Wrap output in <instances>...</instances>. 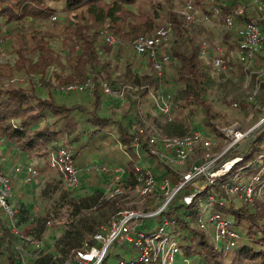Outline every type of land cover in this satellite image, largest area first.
<instances>
[{
	"label": "trees",
	"instance_id": "1",
	"mask_svg": "<svg viewBox=\"0 0 264 264\" xmlns=\"http://www.w3.org/2000/svg\"><path fill=\"white\" fill-rule=\"evenodd\" d=\"M56 1L58 0H0V25L13 20L29 19L35 15L49 17L57 10ZM64 1L65 8L60 14H71L69 19H65V27L69 29L66 38L69 37L67 41L72 42L71 45H67L68 54L71 56L63 64L64 67L59 69L62 74H56L55 69H50L51 77L57 80L60 75H63L57 80L58 84L81 83L92 74L102 72L106 74L109 79L107 82L109 81L108 84L113 89L127 88L124 102L115 98L118 102L125 104L126 108L119 114L118 112H109L103 117L99 116L98 107H100L102 93L99 92L98 84H95L93 94H90L88 102L92 108H89L86 104L68 105L56 101L45 87L47 94L42 96L40 92L36 93L39 86L34 81L29 82L30 87L26 90L8 88L0 83V136L16 145L21 151L42 147L44 154L47 153L48 148L76 141L78 148H73V157H75L77 149L88 147L90 143L97 140L102 141V138L111 133L112 129H116L118 137L114 139V142L122 144L120 149L123 152L134 154L138 158L150 156L159 163L158 158L150 153L149 136H146L145 131L142 130L144 126L148 125L147 127H149V124L152 123L148 121L150 120L148 115L149 111L155 110V108L150 102L139 113L135 109V104L137 98L140 101L145 97L150 99V93L162 91L164 86L151 72L148 65L146 66L148 69L143 68L139 71L125 63L122 71L116 74L112 62L100 57V54L106 55L107 53L104 50L106 45L99 37V34L101 35L99 28L103 25L121 41L131 39L132 42V39L139 34H150L154 18L158 16L157 10L151 8L153 12L149 16L136 5L138 0ZM225 1L227 4L229 2L232 4L236 0ZM228 5L221 9L219 21H221ZM200 7H205V3L203 2ZM167 20L171 25L172 33L167 48L170 60L164 81L168 82L171 87L172 114L176 106L187 108L190 112L199 109L204 114L203 124L216 130L211 121L213 112L207 100L208 90L214 89L218 94L219 91L225 89V83L228 80L226 74L236 77L237 75L241 77L249 75L252 77V82L256 81L261 85L264 76H259L257 71L264 65V48L255 55L254 63L248 69H243V64L236 57L225 59L226 63L236 64L238 70L236 72L232 69L224 70L218 75L212 71L207 57L201 55L199 51V41L205 36L213 43L218 37L214 28L205 29V26L185 20L178 12H168ZM218 44L225 45L228 50H234L236 38L229 31L222 35ZM73 46L76 48L72 53ZM37 47V57L43 64L40 67V72L44 74V66L48 68L56 56L49 50L46 53L50 58H42L39 45ZM46 53L44 54L46 55ZM57 62L54 61V64L57 65ZM60 63L58 62L59 65ZM168 70L171 71L169 77ZM249 70L254 72L249 74ZM119 82L120 84H118ZM157 116L161 120L163 119L158 112ZM153 122L167 134L175 132L176 135L181 136L191 132L186 131L183 120L172 118L171 121H166L163 125L155 117ZM89 125H95V127H88ZM85 133L87 139L80 141L79 138ZM61 137L65 138L62 142H60ZM235 157L238 159L227 172L216 178L217 183L209 186L208 191L199 202L184 204L182 196L190 189L182 188L164 208L161 215L148 218V223L142 230L151 233L161 229L160 233L174 237L178 241L179 250L185 258L201 256L204 264H220L219 256L221 255H226L224 261L229 264H264V198L258 200L255 208H251L248 204L230 199L221 186V184L231 186L249 183L260 189L261 194H264V123L251 131L242 146L229 150L225 155V158ZM135 164L136 162L130 159L126 165L122 166L125 168L123 181L126 187L129 185L135 187L138 183L137 177L144 172L145 168L135 170ZM149 169L152 172L155 171L152 168ZM163 172L155 173L156 177L159 175L162 177L165 174ZM210 194L213 197V202L208 205ZM75 203L72 202L74 207L71 214L72 219L80 213L81 209L94 208L97 213L94 217L80 215L76 220H71L72 225L63 230L61 235L54 240L53 253L44 249L34 250L14 236L7 227L1 225L0 255H5L4 264H21V254L31 249L34 252L31 264H66L71 250L81 247L85 242L92 243L91 235L101 231L100 228L108 224L107 222L112 216L111 218L106 217L103 210L108 208L111 214L117 210V200L106 198L99 189L81 198L77 204ZM16 205L18 209L17 224L25 231L27 228V233H31L32 237L41 239L46 227L44 218L34 217L22 203ZM207 206L210 210L227 217L237 232L236 244L228 252L224 253L220 247L214 246L213 248L209 239L196 226L195 216ZM111 247L123 248L127 253L129 252L126 259L119 258V260H125L127 264H156L142 262L139 259L138 250L129 242L119 243L118 238L110 244L101 264L107 258ZM214 250L219 256L208 262V255Z\"/></svg>",
	"mask_w": 264,
	"mask_h": 264
},
{
	"label": "rangeland",
	"instance_id": "2",
	"mask_svg": "<svg viewBox=\"0 0 264 264\" xmlns=\"http://www.w3.org/2000/svg\"><path fill=\"white\" fill-rule=\"evenodd\" d=\"M196 1L199 6L203 4V0ZM136 5L142 8L144 10L143 12L148 13L149 16H151L153 12V9L151 8L157 10L156 13H158V16L154 18V25L151 27L150 33H153L158 27L165 26L168 23V12H178L183 17L184 14H186L185 0H138ZM64 8V0L56 1L57 10H63ZM70 16V13L63 15L60 14L55 21L50 22L46 16L35 15L30 17L29 20L26 18V20H24L23 18V20L21 19L20 21L14 20L10 21L7 25H1L0 83L8 88H20L26 90L30 87L29 82L34 81L37 86H39L36 93L40 92L42 95L43 93H46V90H49L56 101L66 103L68 105L78 101L88 103L91 97L90 94H93V89L96 86L95 84L99 85L97 78L94 77V84L83 92L76 88L66 89L68 85H77L80 83L71 82L58 84L57 80H59V78L63 75H60L57 80H54L50 74V69H55L56 74H62L59 69L64 67L63 64H65L71 56L68 54L67 45H71L72 42L67 41L69 37L66 38V34L69 29L65 27V19H69ZM198 24L205 26V29H212L210 21ZM213 28L216 31L218 30V28ZM100 30H106L108 33H111L104 25L99 28V31ZM99 37L100 40H103L100 34ZM114 37L115 43L106 46L104 50L107 54H100V57L108 59L112 62L114 70L117 72L116 74H119L122 71L125 63L130 64L132 68L134 67V69H136L141 57L134 53L131 45V39L128 41H121L117 39L116 36ZM205 37L208 38L207 36ZM37 45H39V48L41 49L40 55L42 58H50L49 54L46 53V51L49 50L53 52L54 56H56L53 58V61L50 62V66L48 68L44 66V74L40 72V67L43 64L37 57ZM75 48L76 47L73 46L72 53L75 51ZM44 53H46V55ZM205 57H207L212 71L219 75L221 72H217L212 67L210 62L211 58L209 56ZM144 58L145 57H142V59ZM42 60L44 61L45 59ZM54 61L61 63L59 65L57 62L56 65L54 64ZM167 74L169 77L171 71L168 70ZM225 76L228 78L225 83V89L219 91L218 94L214 89L211 91L208 90L207 92V100L209 101L213 112L211 121L216 130L212 129L207 124H203L202 121L204 114L199 109L190 112L187 108H180L179 106H176L174 107L172 114V117L175 118V120L184 121L186 131L202 130L212 142L211 151L214 152H219L227 144V138L222 134L220 130L221 128L234 126L241 128L242 130H248L251 126L256 125L259 122L261 123V119H264L262 118L264 117V81H262L261 85H259L256 81L252 82L251 76L241 77L240 75H237L236 77L227 74ZM104 77L106 80H109L106 77V74H104ZM118 84H120V82ZM118 84H115V86H118ZM98 89L99 92L102 93L100 86ZM147 98L148 97L142 98V108L148 106L147 104L149 99ZM101 103L100 107H98V115L101 117L105 116V114L109 112H118L119 114L124 108H126L125 104L118 101H115L112 105L110 103L109 106L105 108L101 107ZM233 103H237L238 106L234 107ZM88 107L92 108L91 104ZM155 117L160 124L164 125L166 122L164 119L161 120V118L157 116L156 109L149 111L148 118L150 120L148 121L153 124L150 123L149 127H147L148 125L143 127L142 130L145 131L144 134L146 136H152L155 134L178 136L175 132H171L169 134L164 133L161 128L156 126L153 122ZM88 127H95V125H89ZM86 136V133L82 135L79 138L80 141L86 140ZM117 137V130L112 129V132L102 138V141L97 140L92 144L90 143L88 147H81L77 149L73 159L75 165L77 163L81 165V167L78 166L80 180L78 185L72 190H65L61 187L60 174H58L55 169L48 166L47 154L42 152V147H38L30 151H20V153L15 151L12 155L11 165L14 169L17 167L20 176L23 177L24 168L26 166H30L38 170L37 176L31 182L23 184L21 191L26 198L30 214H33L36 218H44L46 221V227L41 236L43 249L45 251H49L51 253L54 252V240L61 235L63 230L68 229L72 225L71 220H76V218H79L78 216L80 215L89 217L95 216L97 212L94 208L81 209L80 213L74 219H72L71 214L74 209L72 202H76L75 204H77L81 198L91 194L96 189L101 190L106 198L117 200L116 212L111 214L108 208L103 210L106 217L109 216L111 218L112 216V218H109L110 220L108 219V224L103 228V230L101 228L102 232H106V230L110 228L111 225L109 223H112L113 220L128 215L129 212L144 213L153 210L157 207V205L162 204V202H164L171 194V188H161V184L159 182L161 175L155 177L159 180L155 190L145 196H141L137 192L136 188L131 187L130 185L129 187H122L120 191L114 192L113 190L117 183V175L113 172V170L97 171L98 166L103 164L110 167L114 165L124 166L127 164L128 160L132 159L138 166H148L149 168L155 170L153 171L154 174L160 171H165L163 173H165L166 176L172 174L181 176L192 165L203 162L206 159L205 153L207 150L200 145H196L183 161L164 163L165 166L162 167L160 166L161 161L157 163L153 157L145 156L143 158H138L134 154H127L126 152H123L120 149L122 144L114 142V139ZM239 142L240 141L236 143ZM72 145L73 148H78V142L73 141ZM215 162H217V160ZM119 174L120 172H118V175ZM123 177H125L124 174L122 178ZM262 198H264V194L255 196L252 205L249 206L251 208H255L258 200ZM209 212V208L205 209L204 216H207ZM140 218L141 217H135L129 219V225L139 228L140 226H143V224L148 223V219ZM27 231L28 229L26 228V232ZM29 234L31 235V233ZM131 234L132 233L130 231V235ZM210 243L214 248L213 242ZM221 244L222 241L220 240L218 242V246H221ZM33 254L34 252L32 249L25 251L23 261L27 264L31 263L34 257ZM128 255L129 252L127 253L123 248L111 247L103 264H116L119 258L126 259ZM176 255L175 264H204L202 263L201 256H190L185 258L180 251L177 252ZM218 256L219 254L216 250H214V252H211L208 255V262ZM4 257V254L0 256V264H4ZM219 257L221 259L220 264H229L227 261H224L226 255H221Z\"/></svg>",
	"mask_w": 264,
	"mask_h": 264
},
{
	"label": "built area",
	"instance_id": "3",
	"mask_svg": "<svg viewBox=\"0 0 264 264\" xmlns=\"http://www.w3.org/2000/svg\"><path fill=\"white\" fill-rule=\"evenodd\" d=\"M205 8L200 7L194 0H185L186 14L184 19L195 23H204L205 21L219 23L216 39L214 43L208 38L199 41V51L203 56H209L212 67L217 72L224 70H233L231 63H226L225 59L236 57L243 64V69H248L253 65L255 55L264 48V0H236L234 3L227 4L225 0H203ZM221 21H219L221 9L227 6ZM201 9V10H200ZM200 10V11H199ZM63 10H55L49 17V21H55ZM232 32L236 38V47L234 50H228L225 45L218 44L222 35L226 32ZM171 25L167 23L165 26L158 27L153 33L139 34L132 39L131 45L134 53L140 57H146L149 69L162 82L164 89L157 93H150L151 105L157 110L165 121L172 120V93L170 84L165 80L166 70L169 63L167 48L171 38ZM101 36L106 46L115 43V37L106 30H101ZM225 56V58H224ZM235 70V69H234ZM251 71L249 70V74ZM259 76H264V65L258 71ZM249 76V75H248ZM98 79L101 92L106 98H117L124 102L126 99L127 88L113 89L104 77V73L92 74L86 80L77 85H68L66 89L76 88L80 91H86L94 84L93 78ZM237 107V103H233ZM135 109L139 113L143 108L141 101L137 98ZM264 118V117H262ZM264 123V119H261ZM251 126L248 130L228 126L221 128L222 134L227 138V144L219 152L211 151L212 142L202 130H193L190 133L181 136L152 135L149 136L150 153L155 155L161 165L168 162H181L189 154L196 145H200L206 149L203 162L192 165L181 176L163 175L159 180L148 166H138L135 164L134 169H144L142 175L137 177L138 183L135 186L137 192L141 196H145L154 191L157 182L161 184V188H171V194L162 204L157 205L151 211L144 213L129 212L121 218L115 219L106 232L97 231L91 235L92 243L85 242L81 247L73 249L70 252L69 259L66 264H101L104 260L107 249L110 244L119 239L121 242H129L139 252V259L144 262H153L156 264H175V257L179 252L178 241L174 237L164 235L161 229L147 233L142 228L147 225L143 224L139 228L129 225V219L141 217L140 219H148L153 216L162 214L164 208L170 203L175 194L182 188H188L190 191L182 196L184 204L196 203L206 194L210 185L217 183L216 178L227 172L231 165L238 159L225 158L229 150L242 145L244 140L250 136L253 129L261 124ZM249 133V134H248ZM242 140V141H241ZM240 141L239 143H236ZM158 144V146H157ZM73 145L66 143L58 145L54 148L47 149V164L60 174V184L65 190L74 189L80 180L79 169L74 164ZM220 157V158H219ZM219 158V159H218ZM217 160V162H215ZM215 167V169H214ZM113 170L117 175V183L114 192L120 191L124 185L125 168L114 165L107 166L105 164L97 167V171ZM118 172L120 174L118 175ZM38 174V170L26 166L24 168V181L31 182ZM125 176V175H124ZM171 185V186H170ZM224 192L230 199L252 205L255 196L261 194L260 189L253 187L251 184H233L226 186L221 184ZM13 197V181L11 177L0 168V226L7 227L10 232L27 243L31 248L36 250L43 249L41 239L32 237L19 224L17 205L12 201ZM210 205L213 197L208 196ZM208 206L205 208L207 209ZM204 209V210H205ZM204 210L198 213L194 220L197 228L213 242L215 247H220L228 252L236 244L237 232L230 223V220L218 212L210 210L207 216H204ZM131 231V235H130ZM222 241L221 246L218 242ZM22 253L21 264H27L23 261ZM1 256V255H0ZM31 264V263H29ZM116 264H127L125 260H118Z\"/></svg>",
	"mask_w": 264,
	"mask_h": 264
},
{
	"label": "crops",
	"instance_id": "4",
	"mask_svg": "<svg viewBox=\"0 0 264 264\" xmlns=\"http://www.w3.org/2000/svg\"><path fill=\"white\" fill-rule=\"evenodd\" d=\"M202 8H205V7H202ZM201 10V9H200ZM199 10V11H200ZM28 19V18H26ZM24 18V20H26ZM23 20V19H22ZM29 20V19H28ZM14 21V20H13ZM9 22H4L2 23L1 25H7ZM0 25V26H1ZM211 27H215V29H217L218 27H220L219 23L215 20V22H211ZM216 31V30H215ZM217 33V31H216ZM146 58V57H145ZM141 59L139 60V63H138V66H137V70L141 71L143 68H146L148 69L146 66L148 65L147 63V59ZM232 68L233 70L236 72L238 70V68L236 67V64L232 63ZM45 92V91H44ZM47 92V91H46ZM50 92V91H49ZM47 93H43L42 96L46 95ZM50 95H52V93L50 92ZM149 99V98H148ZM150 100V99H149ZM148 100V103L150 102ZM101 107L102 108H105V107H108L109 104L111 103V105L117 101L115 100V98H106L104 97V95L101 94ZM77 104H86V106H89L90 103H84L83 101L82 102H76ZM63 140H65L64 137H61V140L60 142H62ZM59 142V143H60ZM72 144V143H71ZM15 151H17V153H20V149L14 145L13 143L9 142L6 138L4 137H1L0 136V168L5 172L7 173L12 181L14 182L13 183V199L12 201L15 203V204H24L25 207L29 210V207L27 206V202H26V198L24 197V195L22 194V191L21 189L23 188V184H25L26 182L24 181V175L23 177L19 175V172H18V169L16 167V169H14V167L11 165V159H12V155L15 153ZM76 166H80V164H76ZM30 211V210H29ZM54 250V249H53Z\"/></svg>",
	"mask_w": 264,
	"mask_h": 264
}]
</instances>
